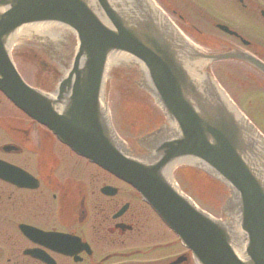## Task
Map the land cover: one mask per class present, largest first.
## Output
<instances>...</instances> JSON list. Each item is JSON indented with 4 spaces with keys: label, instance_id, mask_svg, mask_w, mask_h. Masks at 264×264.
I'll list each match as a JSON object with an SVG mask.
<instances>
[{
    "label": "water",
    "instance_id": "obj_1",
    "mask_svg": "<svg viewBox=\"0 0 264 264\" xmlns=\"http://www.w3.org/2000/svg\"><path fill=\"white\" fill-rule=\"evenodd\" d=\"M40 22L67 28L78 42L54 98L28 87L9 57L16 31ZM206 57L150 0H0V88L60 140L137 187L196 264H264V139L202 71ZM117 62L137 67L136 84L165 117L139 141L150 157L131 154L103 106L105 79ZM183 162L230 187L224 210L236 225L180 193L171 172Z\"/></svg>",
    "mask_w": 264,
    "mask_h": 264
},
{
    "label": "flooded vegetation",
    "instance_id": "obj_2",
    "mask_svg": "<svg viewBox=\"0 0 264 264\" xmlns=\"http://www.w3.org/2000/svg\"><path fill=\"white\" fill-rule=\"evenodd\" d=\"M187 3L205 16L208 28L198 27L195 21H190L189 26L200 31L206 42L218 44L219 48L209 50L243 52L264 67V0ZM218 23L229 31L217 28ZM32 40L13 48V60L30 83L50 90L54 70L44 59L42 43ZM34 59L37 66L31 63ZM221 64L227 73L248 72L257 78L254 88L262 95L259 97L264 108V75L260 69L236 59ZM38 68L42 72L36 75ZM0 161L8 164L2 167L15 173L11 175L15 181L0 173V227L4 235L18 236V224L24 223L78 236L87 243L89 254L79 252L80 261L76 264H173L179 257H183L179 264H191L187 250L163 228L131 187L74 154L48 128L15 108L1 92ZM104 186L113 187L114 193L101 194ZM122 205L125 211L115 215ZM24 241L28 243L24 247H29L30 243Z\"/></svg>",
    "mask_w": 264,
    "mask_h": 264
},
{
    "label": "rangeland",
    "instance_id": "obj_3",
    "mask_svg": "<svg viewBox=\"0 0 264 264\" xmlns=\"http://www.w3.org/2000/svg\"><path fill=\"white\" fill-rule=\"evenodd\" d=\"M158 5L162 7L164 11H166L168 14H170V8L176 4L177 0H155ZM183 6V5H182ZM185 7H181L180 10H182L183 14L186 15ZM181 28L185 27L183 30L184 32H187L192 36L190 32L186 30V27H188L185 23H181ZM219 68L217 67L215 70L216 76L219 78ZM112 94H113V104L116 112H120L121 115H115L116 122H120L122 124H126L125 122H134L136 124H141L137 126L134 130L132 128V131L128 130V126L126 131H124L121 135L123 137H133L134 135H137L141 133L146 127L142 124L144 122H141L140 120H144L146 117V120H148V115H151V108L152 106L148 104V102L144 101V99L135 91H132L128 88L129 92L124 89L123 83L121 81V78L115 77L112 82ZM245 95V94H236L234 98L236 101L239 102L240 107L242 110H245L247 112H254L256 115L258 114L257 110L261 109V101L260 97L258 95ZM251 101V105L249 104ZM144 108V109H143ZM143 109V110H142ZM261 119V118H260ZM124 122H123V121ZM141 122V123H140ZM157 122V119L155 120ZM260 125L263 127L264 123H260ZM209 188L211 191V196L207 199L208 204L211 207H217L218 201L216 200L214 193L218 192V188H215L212 184ZM222 192L219 193V198H221ZM23 241L21 238L19 239L18 236H7L4 235V232L2 233L1 227H0V264H30V261L26 262L22 257H19L17 251L14 250V246ZM16 248V247H15ZM18 254V255H17ZM19 261V262H15ZM33 264V263H31Z\"/></svg>",
    "mask_w": 264,
    "mask_h": 264
},
{
    "label": "bare ground",
    "instance_id": "obj_4",
    "mask_svg": "<svg viewBox=\"0 0 264 264\" xmlns=\"http://www.w3.org/2000/svg\"><path fill=\"white\" fill-rule=\"evenodd\" d=\"M57 28V27H56ZM65 30H63V29H61V28H59V29H56L55 30V32H53L52 34H49L48 33V35L50 36V38L52 39V40H55V41H60V42H63L62 41V39L61 38H65L66 37V35H68V34H65V32H64ZM43 33V34H42ZM40 35H38V36H41V35H46V33L44 34V32L43 31H41L40 33H39ZM54 38V39H53ZM53 47V46H52ZM59 54V53H58ZM63 58V56L62 55H59V60L60 59H62ZM122 62H117V63H113V65H120Z\"/></svg>",
    "mask_w": 264,
    "mask_h": 264
}]
</instances>
